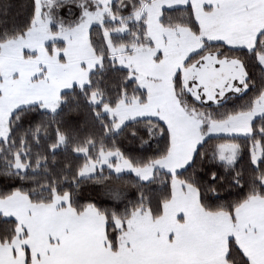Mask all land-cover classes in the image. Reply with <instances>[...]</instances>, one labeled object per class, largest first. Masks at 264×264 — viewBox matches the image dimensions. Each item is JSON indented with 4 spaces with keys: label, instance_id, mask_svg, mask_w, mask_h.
Here are the masks:
<instances>
[{
    "label": "trees",
    "instance_id": "1",
    "mask_svg": "<svg viewBox=\"0 0 264 264\" xmlns=\"http://www.w3.org/2000/svg\"><path fill=\"white\" fill-rule=\"evenodd\" d=\"M145 1L115 0L111 13L119 19L112 21L107 18L102 24L92 26L89 32L90 44L102 58V64L90 73L88 83L62 92L61 103L55 112L44 110L41 105L15 110L8 121L7 139H0L1 199L21 193L33 203L49 204L56 196L67 194L71 207L77 213L93 206L106 217L107 238L114 252L118 250L115 245L126 229V221L137 210H148L153 218L163 214L164 204L172 198V180L175 177L197 190L201 207L209 213L224 212L234 218L235 210L245 201L256 196L264 197V165L253 167L248 152L249 144L253 150L256 144H260L264 154V143H261L264 138L259 133L251 137H209L190 167L174 175L157 169L148 182L131 173L116 175L108 168H102L92 176H80L82 168L96 160L102 151H118L134 166L149 165L169 153L168 128L162 121L139 119L115 131V121L103 113L104 105L114 106L124 98L146 100L145 92L131 78L130 71L111 59L105 36V32L126 25V33L110 36L113 46L153 47L146 20L133 19ZM58 3L53 9L57 21L53 24L55 31L57 27L75 28L85 19L87 12H93L97 7L94 0H60ZM36 11L37 0H0V44L25 35L31 28ZM160 22L166 28L186 27L195 35L201 34L190 5L164 9ZM58 46L64 48L65 44L60 42ZM48 50L52 53L51 46ZM208 53L239 61L246 70V82L250 87L241 94L229 96L220 104H203L186 92L179 72L174 78L176 95L188 111L198 113L204 133L212 121L224 122L232 116L251 111L264 93V67L257 62L258 56H264V47L249 52L244 48H230L222 42H205L204 47L192 54L185 65L200 62ZM93 93L101 97L100 104L91 103ZM253 126L264 128V118L256 119ZM226 143L238 147V157L229 169L211 158L213 149ZM212 176L216 179L212 180ZM122 190L127 194L119 201L118 195ZM117 221L123 223L122 228L118 227ZM16 227L14 220L0 217V244L13 241ZM229 248L231 259H227L228 262L249 264L233 239L228 241V252Z\"/></svg>",
    "mask_w": 264,
    "mask_h": 264
},
{
    "label": "rangeland",
    "instance_id": "2",
    "mask_svg": "<svg viewBox=\"0 0 264 264\" xmlns=\"http://www.w3.org/2000/svg\"><path fill=\"white\" fill-rule=\"evenodd\" d=\"M59 1L37 0L36 15L29 31L0 44L1 140L8 137V121L15 110L30 105H41L44 110L57 111L62 92L69 91L74 86H85L90 73L102 64V58L94 52L90 44L89 32L92 26L102 24L107 18L112 21L119 19L111 13V5L115 0H94L96 9L87 12L80 25L72 29L57 27L55 31L53 24L57 21L53 16V9L58 6ZM239 2L240 0H146L133 19L146 20L148 36L154 44L153 47L113 46L110 36L126 33V25L105 32L111 59L130 71L131 78L136 80L137 85L145 92L146 100L141 101L139 97L129 100L124 98L114 106L104 105L103 113L115 121V131L128 122L145 118L158 119L171 129V147L167 156L146 166H134L118 151H102L96 160L90 161L82 168L81 177L92 176L102 168H108L116 175L131 173L139 180L148 182L157 169L173 175L183 170L180 166L192 159V151L196 148L197 141L209 130L220 133L211 137H247L226 133L246 130L253 113L262 114L257 119L264 118V93L251 111L240 113L228 122L212 121L216 122L215 125L212 126L211 122V129L204 133L200 129L203 123L198 119V113L188 111L179 101L174 89V78L180 72L184 89L199 103L217 105L231 95L244 92L241 79L244 78L245 71L237 60L219 57L217 53H208L200 62L185 65L192 54L204 47L205 42H220V37L234 44L255 43L254 29L258 30L260 26H264V5L245 8ZM188 5L192 6L195 18L201 26L200 35H195L186 27L166 28L161 24L164 9ZM60 42L65 44L64 48L58 46ZM49 46L52 53L48 50ZM127 50L133 52L128 53ZM259 58L264 60L263 55ZM225 77L231 85L218 87ZM237 87L241 89L240 92L235 90ZM215 99L219 102L214 103ZM90 101L95 105L100 104L101 97L93 93ZM220 152L224 153L225 159L219 158ZM233 153H236V160L238 147L235 144L217 145L211 152V158L213 162L229 169L235 161L230 163L226 157ZM253 153L254 158L262 154L260 144L255 145ZM17 167L20 168V165ZM173 179L186 184L177 177ZM126 194L125 190L119 192V201L124 199ZM174 194L175 199L166 217L168 225L164 226V229H176V223L173 227L171 222V218H175V211L186 213L185 224L178 219L179 237L174 245L179 249L181 260L196 262L188 264H231L225 259L228 249L225 239L230 237L231 231L224 230L223 226L213 221L207 222L205 219L201 222L195 211L196 208H201L200 205L196 201L192 203L191 195L185 197L176 187V183ZM116 223L122 228L121 221ZM170 248L165 240L151 242L141 251L135 250L136 264H151L158 261V258L167 261L170 258ZM206 249L210 253L205 252ZM123 251H126L124 247L121 249L119 260L124 261L129 255H124Z\"/></svg>",
    "mask_w": 264,
    "mask_h": 264
},
{
    "label": "crops",
    "instance_id": "3",
    "mask_svg": "<svg viewBox=\"0 0 264 264\" xmlns=\"http://www.w3.org/2000/svg\"><path fill=\"white\" fill-rule=\"evenodd\" d=\"M239 3L245 8L258 7L264 5V0H240ZM206 10L209 11L210 8ZM230 85L225 77L218 87ZM237 116L230 117L226 122ZM215 123L212 122L211 125L214 126ZM176 181L172 180V198L164 204L163 214L159 218H153L148 210L135 212L126 223V229L119 242L120 248L116 252L111 246L104 244L108 241L106 217L93 206L87 207L83 213H77L71 207L69 195L56 196L49 204L33 203L21 193H15L6 199L0 198V217L14 220L17 224L13 241L0 244V262L25 264L29 256L31 264H56L69 260H119L121 249L124 247V255H129L124 258L125 264H136L135 250L139 252L151 242L165 240L171 247L168 262L196 263L195 260H181L179 249L174 247L179 237L178 219L185 224L186 213L175 211V218L172 217L171 222L173 227L176 223V229H164L168 225L166 217L169 208L175 199V183L185 197L191 195L192 203L196 201L200 205L197 191L179 180ZM195 211L201 222L205 219L207 222L213 221L223 226L224 230L231 231L230 237L225 239L227 246L228 241L233 239L240 249H244V254L248 253L254 264H264V197L256 196L245 201L235 210L234 218L224 212L208 213L202 207L196 208ZM205 252L209 251L206 249ZM158 259L163 261L162 258Z\"/></svg>",
    "mask_w": 264,
    "mask_h": 264
},
{
    "label": "snow or ice",
    "instance_id": "4",
    "mask_svg": "<svg viewBox=\"0 0 264 264\" xmlns=\"http://www.w3.org/2000/svg\"><path fill=\"white\" fill-rule=\"evenodd\" d=\"M254 33H255V43L252 45H249V43H247V42L234 44V43H231L230 41L224 39L223 37H220L218 39L220 40V42L227 44L229 47H240V48L247 49L249 52H252V51H255V49L257 47H264V26H260L258 28V30L254 29ZM257 62L260 63L262 67H264V60H261L259 58V56L257 57ZM246 80H247V75H245L244 78L241 79V83L244 85V89H243L244 91H247L248 88L250 87V85L246 82ZM235 90L237 92L241 91V89L238 87ZM213 102L218 103L219 101H218V99H215V100H213ZM261 115L262 114H260V113L251 114L249 121H248V127L246 128V130H243L241 132H236V133L230 132V133H226V134L227 135H245V136L251 137V136H255L257 133H259V136L264 138V128H256L253 126L255 124L257 117L261 116ZM208 128L211 129L210 124L208 125ZM168 133H169V139H170V143H171V129H168ZM219 134L220 133H216V132L209 130L207 132V134L202 139L197 141L196 148L192 151V159L188 160L185 164L181 165L180 167L182 169H186L187 167H190L191 164L194 162L197 153L202 148L205 140H207L209 137H211L213 135H219ZM63 138L64 137L61 136V139H63ZM261 143H264V140H262ZM248 152H249V157H250V160H251L253 167L258 168L261 165H264V154H261L258 158H254L253 147L251 144H249ZM219 158L221 160L225 159V155L223 152L219 153ZM226 158L230 163H232L235 161L236 153H233L232 155H229ZM211 179L215 180L216 176H212ZM114 236H115V234H114ZM104 244L106 246H111V241H105ZM237 246L240 247L239 245H237ZM115 248L116 249L120 248L118 241L115 245ZM241 251L243 252L244 249L241 248ZM230 252H231V249L229 248V252L225 254V259H231ZM245 256H246V258H248L249 264H254V262L252 261V258L248 255L247 252H245ZM0 264H2V262H0ZM25 264H31L30 256L28 258H26ZM56 264H125V262L123 260L99 259V260H69V261H64V262H56ZM151 264H182V262H179V261H177V262L153 261V262H151Z\"/></svg>",
    "mask_w": 264,
    "mask_h": 264
}]
</instances>
